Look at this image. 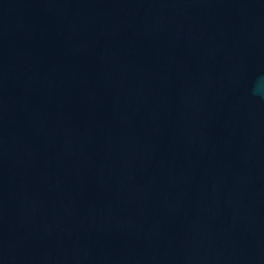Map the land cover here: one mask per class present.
Wrapping results in <instances>:
<instances>
[{
  "label": "water",
  "instance_id": "1",
  "mask_svg": "<svg viewBox=\"0 0 264 264\" xmlns=\"http://www.w3.org/2000/svg\"><path fill=\"white\" fill-rule=\"evenodd\" d=\"M0 264H264V0H0Z\"/></svg>",
  "mask_w": 264,
  "mask_h": 264
}]
</instances>
